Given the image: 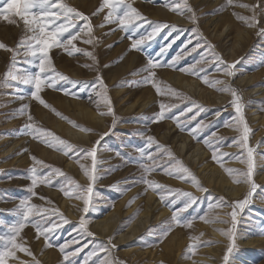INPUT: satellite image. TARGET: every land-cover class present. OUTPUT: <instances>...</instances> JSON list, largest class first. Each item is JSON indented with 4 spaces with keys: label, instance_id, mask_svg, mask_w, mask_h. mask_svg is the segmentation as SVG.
I'll use <instances>...</instances> for the list:
<instances>
[{
    "label": "rangeland",
    "instance_id": "1",
    "mask_svg": "<svg viewBox=\"0 0 264 264\" xmlns=\"http://www.w3.org/2000/svg\"><path fill=\"white\" fill-rule=\"evenodd\" d=\"M64 2L90 18L93 25V43L84 42L89 38L85 29L74 42L84 52L69 56L62 49L51 50L50 55L56 71L69 78L66 81L57 80L55 87L42 86L40 95L51 107L40 104L31 96V85H25L19 79H11V76L23 77L36 71L25 58V49L21 46V41L31 33L19 17H14V24L0 19V43L19 52L14 63L13 52L0 48V235H6L8 227L19 220L17 213L22 200L30 198V204L37 206L33 211H38V215L30 218L18 237V243L30 249L34 256L17 250L15 257L8 258V264H33L34 258L40 264H68L64 259L65 255L77 248L81 251L68 257L72 264H85V257L88 258L87 264H100L101 260L108 261L109 264L112 261L134 264L133 259L124 253V248L138 249L144 253L166 251L174 241H177L181 248L179 262L192 261L193 264H202L200 260H203L205 264H217L213 261L211 249L219 241L207 227L220 231V226H215L220 222L215 218L219 217L227 221L226 225L223 223L224 230L232 228V205L245 198L250 186L235 182L233 175L236 174L230 175L225 169L246 171L247 147H251L255 165L253 178L260 187L255 195L249 198L248 204L237 209L235 246L229 254L230 264L241 263L245 258H242L244 253L239 246V238L244 234L264 235V180L258 177L259 172H264V129L260 131L259 122V115L264 114V97L259 95L261 93H258L257 89L251 90L264 88V32H261L264 28V0H233L232 4H228L227 0H187L197 17L195 24L190 19L192 13L187 9L183 12L179 8L176 11L171 10L170 5L182 6L184 0H128L148 20L177 26L176 29H162L143 45V50H130L131 41L128 34L118 27V22H105L104 18L109 11L107 8L94 15L103 0ZM242 4L259 5L255 9L258 23L254 27H249L245 21L238 19L236 14L253 15L252 10L241 7ZM4 5L5 0H0V8ZM220 16L218 23L206 27L210 20ZM229 22L231 27L224 31ZM84 24L83 20H79L77 28L70 31L74 33ZM193 28H198L199 31L193 32ZM150 30L148 24H143L133 39H138L141 34L146 35ZM238 30L246 31L241 38L237 37ZM67 35L66 33L65 38ZM161 48L166 51L161 52ZM87 52L93 53L95 61L85 54ZM213 53L222 57L227 64L235 65L232 69L234 75L229 76L223 71L224 65L214 58ZM149 56L159 60L162 65H174L153 70L156 73L154 79L163 91L168 93L169 89L174 90L170 94L160 95L153 84L144 82V77L149 74ZM197 61L200 63L197 64ZM192 65H195L193 72L179 71L180 68ZM200 69L203 71L198 72ZM249 74L255 76L252 84L239 81L241 77ZM173 75L179 79L182 77L198 82L201 91L190 92L180 85L181 82L172 78ZM204 76L208 77V83L203 80ZM98 78H102L103 86ZM216 80L231 85L241 97L244 119L250 129L246 147L239 144L242 127L238 126L236 120L235 107L231 103L233 97L229 92L218 90L222 85L213 86L212 82ZM73 81L80 83L75 84ZM97 92L106 93L111 99L114 116L104 114L108 107L104 98L98 96ZM151 96L154 101L145 104ZM161 103L169 107L165 117L154 122L155 115L161 110ZM80 104L91 107L104 118V122L100 123L101 125L92 123L74 113L73 110ZM24 105H28L29 110L21 114L20 110ZM172 105L175 107H171ZM29 114L32 120L28 119ZM26 124H33L44 132L37 131L33 134L31 130H25ZM69 129H81L89 136L76 137L68 131ZM193 129L195 131H192ZM48 132L79 147L65 154L62 147L46 142L50 139L46 134ZM103 133L108 135L101 139ZM148 137H153L159 145L170 149L172 156L164 149L158 150L157 143L149 146ZM184 137L187 145L181 150L179 148ZM98 140L100 143L96 145ZM206 140L209 143H206ZM197 145L207 151L211 166L220 167L225 172L231 185L244 187L239 196L232 197L228 192H214L197 176L192 164L186 159ZM93 146H97L100 178L93 185L89 212L84 213L83 200L78 199L74 192L68 196L64 194L65 189H68L66 178H71L85 188L91 183L80 166L84 164L90 169L91 158L81 159L77 153L80 148ZM141 149L145 150L144 156L140 154ZM224 153L228 155H223ZM149 155L155 159H148ZM33 156L49 167L37 164L32 159ZM180 165L187 168L191 175L185 173L183 178L177 175L174 168ZM145 166H150L153 170L146 172ZM33 167L42 178L57 168L65 173V176L53 175L51 183L38 182L33 187ZM191 176H195L199 184L193 182ZM145 179L165 186L164 190L150 187L144 182ZM177 189L180 192L169 191ZM182 192L191 193L195 202L180 213L182 222L175 224L172 220L174 212L182 208L189 199L183 196ZM149 193H154L160 205L166 208L169 214L162 219L151 221L121 246L113 248L111 242L101 239L91 229V222L95 218H101L120 208L124 217L118 225L121 230L118 229L128 230L144 211ZM221 198L226 203H222ZM135 203V210L132 208V211L126 213ZM68 207L72 209V213ZM44 209H47L48 213H45ZM55 210H58L57 214L49 215ZM40 216H46L49 221L45 227L57 225L49 241H46L43 235L37 238L34 220H38ZM82 216L87 222L88 231L93 235L81 232ZM184 221H190L191 226H186ZM166 231L167 235L163 236ZM227 238L231 244L228 236ZM70 241L76 242L69 244ZM47 243L52 246H46ZM59 245H68L65 252L60 251ZM93 251L96 255L89 256ZM44 253L50 255L49 260L42 256ZM259 255L260 257H256L255 254L257 261L249 264H264V248Z\"/></svg>",
    "mask_w": 264,
    "mask_h": 264
},
{
    "label": "snow or ice",
    "instance_id": "2",
    "mask_svg": "<svg viewBox=\"0 0 264 264\" xmlns=\"http://www.w3.org/2000/svg\"><path fill=\"white\" fill-rule=\"evenodd\" d=\"M227 2L228 4H232L233 0H227ZM258 6L259 5H255V4L253 5L242 4L241 7L251 9L253 15L241 16L239 14H236L238 19L245 21L249 27H254L258 23V20L255 15V9ZM170 7L171 10L173 11H176L179 8L181 12H183L184 9H187L189 12L192 13L190 19L194 24L196 23L197 17L195 15L194 10L187 3V0H184L182 6L174 4V5H170ZM105 8L109 10L104 18L105 22L106 23H112L113 21L118 22V27L128 34V39L131 41L130 50H143V45H145V43L149 41L152 37L157 35L162 29L177 28V26L174 24L170 25L167 23H159L148 20L137 8H135L131 3H129L128 0H103L102 5L100 6V8L97 9L94 15L102 12ZM14 17H19L20 19H22L27 31L31 33L30 36H28L26 39H23L21 41V46H23V48L25 49L24 51L25 58L28 60V62L31 65L35 67L36 71L29 73L28 75L23 77L11 76V79L12 80L19 79L22 80L25 85H31L33 87L31 96L35 100L39 101L40 104L45 105L46 107H51V105L47 104L46 101L40 95L42 91V86L48 85L50 87H55L57 80L66 81L69 79L67 76L56 71L53 64V60L50 55L51 50L53 48L62 49L69 56L73 55L74 53L84 52V50L77 47L74 42L77 41L81 33L85 32V29H87V34L89 38L84 42L92 44L93 25L90 23V18L87 15H85V13L65 3L64 0H5L4 7L0 8V19H3L4 21L10 24H14L16 23ZM79 20H83L85 22L84 26L79 27V29L74 33L71 32L70 29L77 28V21ZM143 24H148L151 30L148 31L146 35L141 34L138 39H133V36H135L138 33L139 29L143 26ZM192 31L198 32L199 30L198 28H193ZM261 32H264V28L261 29ZM66 33L68 35L65 38ZM199 46L200 45H197V47ZM209 47H214V46L209 45ZM0 48L8 49V46L3 43H0ZM8 50L13 52V62L15 63L16 56L19 55V52L13 49H8ZM160 51L165 52L166 49L161 48ZM193 51H195V48L193 49ZM85 54L90 56L95 61L96 57L93 55L92 52H87ZM213 56L216 60H219L220 63L224 65L223 71L227 75L229 76L234 75V72L232 71V69L235 67L234 64L231 65L227 64V62L223 61L222 57H220L218 54L213 53ZM196 63L199 64L200 61H197ZM161 66H174V65H162L159 60H155L153 57L149 56L148 68H147L149 74L146 77H144V82L153 84V86L156 87V91L160 95L170 94L174 90L169 89L168 93H166L160 88V86L156 83L154 79L156 73L153 70ZM194 70H195V65H192L188 68L179 69V71L182 72H193ZM199 71H203V69L198 70V72ZM98 79L101 80V85L103 86L102 78H98ZM203 80L205 81V83L209 82L207 76H204ZM73 83L79 84L80 82L73 81ZM212 84L213 86L222 85V87H220L218 90L231 93L233 97L231 103L235 107V112L237 114L236 120L238 122V126L242 127V135L239 138V144L242 147H246V142L248 140V133L250 132V129L247 127L246 121L244 119L243 105L240 103L241 101L240 95L238 94L236 89L232 88L231 85H227L224 81L216 80L213 81ZM83 90L84 89L82 88L81 91ZM93 90L95 91V86H93ZM97 95L102 96L104 98V103L108 107V111L104 114L114 116L115 113L112 109L111 99L107 97L106 93L103 92H97ZM168 107L169 106H166L163 103L160 104L161 110L158 114L155 115L154 122L159 121L165 117L166 109ZM171 107H175V105H172ZM28 110H29V106L24 105L20 111L21 114H25L28 112ZM28 119L32 120L30 114L28 115ZM115 122L116 121L114 119L113 126H115ZM24 128L25 130H31L33 134L36 133L37 131L44 132V130L42 129H37L33 124H26ZM192 131L195 130L193 129ZM46 134L50 138L46 142L49 143L50 145L62 147L63 150L65 151V154H68L74 148L79 147L60 139L59 137L55 136L53 133L48 132ZM106 135H108V133H103L101 135V139H103V137ZM212 135L215 136V133H213ZM205 142L209 143V141L207 140ZM99 143H100L99 140L96 141V145H99ZM154 143H157L155 139L153 137H148L149 146H151ZM157 149L158 150L164 149V151L169 156H172L171 150L163 145H159L157 143ZM81 153L83 155H81ZM247 153H248L247 155L248 167L246 171L240 169H232V168L225 169L230 175L236 174L233 175L235 182L248 184L250 188L244 199L238 200L232 205L233 211L230 213L232 228L228 230H224V229L220 230L231 240V244L227 248V253L223 256V264H229V254L232 252L233 247L235 246V237H236L235 228L237 223L236 220L237 209H241L246 204H248L249 198L253 197L256 193V190L260 187V185H258L253 178L254 167H255L254 158H253V149L251 147H247ZM140 154L141 156H144L145 150L141 149ZM77 155L80 156L81 159H87L89 157L91 158L90 169L84 164L80 165L91 183H89L85 188L83 185H80L71 178H66L68 189H65L64 194L68 196V195H72L74 192L78 199L83 200L84 203L83 212L88 213L89 205L91 203L92 192H93V185L100 178V176L98 175V168H97L98 165L97 146H93L91 148H80ZM223 155H228V154L224 153ZM32 159L35 160L37 164L43 165L45 168L49 167L47 164H44L43 161L37 160L35 156H33ZM148 159L154 160L155 158L149 155ZM177 164H179V162H177ZM152 170L153 169L150 166H145L146 172H150ZM165 170L167 171L168 169L165 168ZM174 171L181 178H183V174L185 173L191 175L190 171L187 168H184L182 165L175 167ZM31 172H32L31 182L33 187H35L38 184V182L51 183V177L53 175L65 176V173H63L58 168L48 172L46 176L43 178L37 175V170L35 167L31 169ZM191 179L196 184H199V181L196 179L195 176H191ZM144 182L150 187H154L155 189H160L161 191H163L165 187L163 185H159L158 183L152 180L145 179ZM202 190L206 191V189H202ZM169 191L180 192V190L178 189L169 190ZM32 194L35 195L34 192ZM181 194L185 197H188L189 199L188 202H186L182 208H179L174 212L172 220L175 222V224H180L182 222L180 218V213L186 211L187 208H189L191 204L195 202V197H193L191 193L182 192ZM161 198L164 199V197ZM221 201L222 203H226L223 201V198H221ZM33 209H37V206L30 204V198L27 200H22L20 202V206L17 213L19 216V220L17 221V223L12 224L11 226L8 227V233L6 235H0V242H2V244H0V264H8V258L15 257L17 250L26 252L29 256H34V254L31 252L30 249L24 248L20 243H18V237L20 236L21 230L26 226L30 218H33L38 215V211L34 212ZM43 211L45 213H48L47 209H44ZM57 213L58 210H55L53 213H49V215H53ZM60 215L62 216V214ZM201 219H204V217H201ZM215 219L219 220L221 223H227V221L222 220L219 217H216ZM48 223L49 221L46 216H40L38 220H34V227L37 232V238H39L40 235H43L46 241L50 240L51 234L55 231L57 225L53 224L52 227H45V225ZM184 223L186 226L189 227L191 226L190 221H184ZM80 230L81 232H86L89 236L93 235V233L88 231L87 222L85 221L83 216L81 217L80 220ZM169 230H171V228H169ZM166 235H167V231L163 233V236ZM163 236H161V239L163 238ZM74 242L76 241H70L69 244ZM46 246L51 247L52 244L47 243ZM67 246L68 245H59L60 251L65 252ZM111 246L113 248L116 247L114 244ZM80 251L81 249L77 248L74 252L67 253L64 259L68 261V264H72V261H69L68 257L74 256L78 254ZM94 255H96L95 251L89 253V256H94ZM87 259L88 258L85 257V264H87ZM22 264H26V262H22ZM33 264H40V262L38 260H35L34 258ZM100 264H109V262L105 260H101ZM111 264H123V261H112Z\"/></svg>",
    "mask_w": 264,
    "mask_h": 264
},
{
    "label": "bare ground",
    "instance_id": "3",
    "mask_svg": "<svg viewBox=\"0 0 264 264\" xmlns=\"http://www.w3.org/2000/svg\"><path fill=\"white\" fill-rule=\"evenodd\" d=\"M78 4H79V2H78ZM220 19H221V16L219 18H215V19L210 20L207 23L206 27L209 28L210 26H213L217 21H220ZM230 27H231V23L229 22L228 24L225 25L224 31L229 30ZM244 31L245 30H238L237 31V37L241 38L243 36ZM221 34L219 33V35H221ZM254 77H255L254 75L249 74V75H246L244 77H241L239 79V81L245 82L248 85H250L254 82V80H255ZM172 78H175L178 80V82H181L180 85L186 87L190 92L196 93V92L201 91V87L199 86L198 82H196L194 80H191V79L189 80L187 78L184 79L182 77L181 78L183 80H181V78L179 79L178 76H174ZM255 89H257L258 93H261L259 95H262L264 97V88L257 87V88H252L251 90H255ZM152 96H151V98H149V100L147 102H145V104H149V103L154 101V98ZM220 100H222L221 97H220ZM73 111H74V113L80 115V117H82L83 119H85L89 122L96 123V124H100V123L104 122V118L100 114H98L95 110H93L91 107H88L87 105L80 104ZM259 118H260L259 122H260V126H261V129H260V131H261L262 129H264V114L259 115ZM68 131L72 135H74L76 137H80V138H87L89 136L87 133H84V131L81 129H78V130L69 129ZM256 136H257V134H256ZM185 140H186V137H184V139L182 140V143L180 144L179 149L184 150L186 148L187 144H186ZM180 156H181V154H180ZM208 156L209 155H208L207 151L205 149H203L200 145H197L195 148H193V150L190 152V154L188 156H186V159L189 160V162L192 164L197 176L206 185L210 186L214 192H221V193L228 192L232 197L239 196L242 193L244 187L237 188V187L231 185L228 181L229 179H228L227 175L225 174L224 171H222L220 169V167L218 168L216 166H211V164H209ZM258 177L260 179L264 180V172L263 171L259 172ZM131 206L132 207L130 209H128L126 211V213H129L130 211H132V208L133 209L136 208L137 203H135ZM68 209H69V207H68ZM69 212L72 213L73 212L72 209H69ZM168 214H169L168 210L166 208H163L160 205L159 200L157 199L156 196H154V193H149L148 197L145 200L144 211L140 214L139 218L135 222H133V224L131 225V227L128 230L120 231L121 229L118 226L122 220V217H124L123 216L124 212L121 211L120 208H119V210L118 209L113 210L112 212L108 213L107 215H104L101 218H95L91 222V225H92L91 229L93 230V232H95L97 235H99L101 237V239L103 238V239L107 240L109 243L111 242L117 248L118 246H121L127 239L134 236L141 228H145L151 221L162 219V218L166 217ZM214 224H212V225H214ZM225 225H226V223H225ZM215 226L217 228H218V226H220L219 227L220 229L224 228V224L221 222H217V224H215ZM207 229H208V231H211L212 235H214L215 238L219 241L218 244L215 245L211 249V252L214 255L213 261L217 262V264H218V262L223 264V256L227 253V248L230 245L228 243V238L225 234H223L219 230H216L212 227H207ZM238 241H239V246H241L243 253H244L242 258L243 259L245 258V260H243L241 263H237V264H249V263L256 262L257 261L256 257H258V256L260 257L259 254L263 251V248H264V235L259 236V235L244 234L239 238ZM38 246H40V245H38ZM180 249H181L180 244L177 243V241H174V244H172L170 247H168V249L166 251L156 250V251H148V252L144 253V252L139 251L138 249H132V248H124L123 251L125 254L129 255L133 259L134 264H169V263L170 264H172V263L173 264H193V263H191L192 261L188 262V263L179 262L180 256H181L180 255ZM255 254L257 255L256 257L254 256ZM42 256H44V258H46L48 260L50 259V255L48 253L47 254L44 253V255H42ZM48 260H46V261H48ZM146 260H148V261H146ZM208 260H211V259H208ZM200 261L202 262V264L206 263L203 260H200ZM48 263H49V261H48Z\"/></svg>",
    "mask_w": 264,
    "mask_h": 264
}]
</instances>
